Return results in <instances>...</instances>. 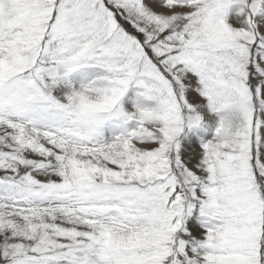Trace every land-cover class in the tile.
<instances>
[{
  "label": "snow or ice",
  "instance_id": "snow-or-ice-1",
  "mask_svg": "<svg viewBox=\"0 0 264 264\" xmlns=\"http://www.w3.org/2000/svg\"><path fill=\"white\" fill-rule=\"evenodd\" d=\"M0 264H264V0H0Z\"/></svg>",
  "mask_w": 264,
  "mask_h": 264
}]
</instances>
